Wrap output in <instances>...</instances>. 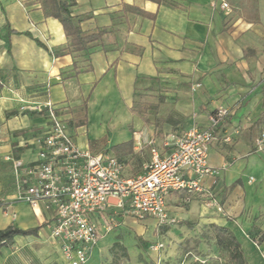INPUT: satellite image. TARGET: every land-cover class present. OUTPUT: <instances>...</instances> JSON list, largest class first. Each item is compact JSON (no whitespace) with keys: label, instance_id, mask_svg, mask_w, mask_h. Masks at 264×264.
I'll return each mask as SVG.
<instances>
[{"label":"crops","instance_id":"1","mask_svg":"<svg viewBox=\"0 0 264 264\" xmlns=\"http://www.w3.org/2000/svg\"><path fill=\"white\" fill-rule=\"evenodd\" d=\"M212 1L177 0L172 7L152 0H76L71 12L82 18L83 31H105L88 51L56 57L52 50L69 43L61 21L45 14L40 0H0V158L25 165L37 160V139L49 126L44 113L30 108L49 101L61 109L83 150L117 157L112 148L133 141L134 152L124 156L126 172L145 169L150 141L164 152L167 133L206 128L210 115L227 107L209 147L208 162L219 174L205 176L204 191L188 200L185 190L172 192L168 212L175 216L177 210L186 223L192 217L227 225L248 264H264V252L245 237L247 220L220 217L258 211L253 224L264 231V153L254 147L264 131V0H257L259 23L245 15L250 0H241L242 12L234 6L231 13ZM138 93L149 102L143 112L134 109ZM168 116L171 121L156 122ZM24 178L17 172L20 192ZM20 192L0 202V230L13 225L34 231L3 246L0 264H67L52 237L55 205L34 209L19 199ZM211 199L222 212L208 206ZM110 216L120 226L128 217L110 200L105 214L91 218L103 231ZM102 248L95 247L86 264H101Z\"/></svg>","mask_w":264,"mask_h":264},{"label":"built area","instance_id":"2","mask_svg":"<svg viewBox=\"0 0 264 264\" xmlns=\"http://www.w3.org/2000/svg\"><path fill=\"white\" fill-rule=\"evenodd\" d=\"M212 2L214 6L219 3L226 12L231 11L226 0ZM30 109L44 113L49 128L37 139V160L28 165L21 161L15 164V170L25 176L19 199L34 209L41 203L48 208L55 205L52 237L60 241L67 264H86L100 237L118 226V220L110 216L101 231L91 218L95 213L105 214L110 200H114L123 216L137 220L154 218L161 225L176 223L168 212L167 197L185 190L188 200L195 192L204 191L205 176L219 174L208 162L209 147L216 139V127L229 114L227 107L215 110L206 128L193 125L184 131L167 133L164 152L150 141V162L143 172L133 176L126 175V166L111 152L91 153L80 148L61 109L53 102ZM254 147L264 153V131ZM209 205L223 211L215 199ZM162 246L157 244L155 248Z\"/></svg>","mask_w":264,"mask_h":264},{"label":"rangeland","instance_id":"3","mask_svg":"<svg viewBox=\"0 0 264 264\" xmlns=\"http://www.w3.org/2000/svg\"><path fill=\"white\" fill-rule=\"evenodd\" d=\"M249 2V5L253 6V0ZM230 5H233L231 11L234 10L235 6L241 12L242 10L238 7L243 8L246 6L242 4L241 0H233ZM231 11L228 13H231ZM144 100V96L138 98L137 103L134 105L136 111L143 112L146 110L149 102L146 103ZM15 164L16 162L12 157L0 158V202L8 199L10 195H13V192H16V194L20 192L17 184H15L17 176ZM139 171L132 167L126 173L133 176ZM181 207H185L187 210L190 208L184 202ZM173 212H175L173 217L176 218L177 222L167 225H161L157 221L147 220V218L137 220L128 216L126 220H122L120 222L121 226L119 224L113 231L100 237L95 246L98 248L103 247L101 264H196V262L198 264H216L213 259L218 260L219 264H228L223 258L219 257V251L215 245L211 228V225L215 222L200 224L197 218L189 217L187 219L189 223H186L182 214H178L177 210L174 209ZM245 215L247 216L246 212L240 214L225 212L220 217L235 219L239 223L247 220V228L241 224L245 237L254 246L258 245L257 247L262 255L264 250L261 249V244L264 241V231L253 224L259 219L258 211L248 215L249 217H245ZM117 242L120 244L118 247L117 245L114 246ZM157 244L163 246L155 248ZM119 247H126L129 258L123 257L124 255ZM262 258L264 259L263 255ZM95 259L94 257L93 260Z\"/></svg>","mask_w":264,"mask_h":264},{"label":"trees","instance_id":"4","mask_svg":"<svg viewBox=\"0 0 264 264\" xmlns=\"http://www.w3.org/2000/svg\"><path fill=\"white\" fill-rule=\"evenodd\" d=\"M157 4H166L168 6L178 5L177 0H152ZM41 7L47 16H52L61 21L65 28L66 36L69 43L61 48L53 49L52 54L56 57L62 56L67 53L74 52H86L90 49L91 44L100 40L105 29H100L98 31L86 33L83 31L80 25L82 18L73 15L71 8L76 4V0H40ZM253 6H250L246 11L247 19L254 23H259V9L257 5V0H253ZM135 11L139 9L131 8ZM130 9V10H131ZM142 95L138 93L137 99L134 101V105L137 103L138 98ZM163 98H160L159 102H162ZM151 108L157 109V106L150 105ZM171 117H167L163 120L156 119V122L162 123L163 121H171ZM262 121H264V113L262 115ZM133 141L123 142L119 145L114 146L112 149L117 154L118 160L124 163V156L133 153ZM15 158L18 160L20 155L15 154ZM212 232L214 234V240L216 248L219 251V257L223 258L228 264H248L246 260L245 252L241 246L240 240L237 238L236 234L227 226L219 225L213 223L211 225ZM34 230H22L17 226H9L6 229L0 230V250L5 245H11L14 241L13 238L16 235H25L33 232ZM120 246L117 242L114 246ZM123 253V257L129 258L128 251L126 247H119ZM216 264H219L218 260L213 259ZM110 264V263H109ZM112 264V263H111ZM117 264V263H114ZM198 264V262H196Z\"/></svg>","mask_w":264,"mask_h":264}]
</instances>
